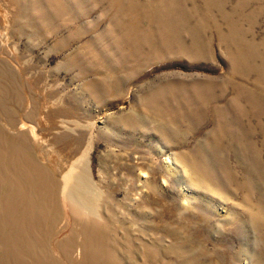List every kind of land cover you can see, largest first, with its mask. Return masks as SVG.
Masks as SVG:
<instances>
[{
    "label": "rangeland",
    "instance_id": "374dc122",
    "mask_svg": "<svg viewBox=\"0 0 264 264\" xmlns=\"http://www.w3.org/2000/svg\"><path fill=\"white\" fill-rule=\"evenodd\" d=\"M0 116L60 180L49 260H85L64 175L86 264H264V0H0ZM0 185V264L29 262Z\"/></svg>",
    "mask_w": 264,
    "mask_h": 264
},
{
    "label": "bare ground",
    "instance_id": "6f19581e",
    "mask_svg": "<svg viewBox=\"0 0 264 264\" xmlns=\"http://www.w3.org/2000/svg\"><path fill=\"white\" fill-rule=\"evenodd\" d=\"M6 119L7 121L5 124L7 126L16 127L17 121L11 112ZM39 149L41 150L42 148ZM32 150L36 151V146L31 143L25 132H23L21 136L14 135L7 131L3 124H0V183L3 182L7 187L5 194H8L3 197L1 202L4 203L7 210V214L5 215L8 216V220L12 221L14 219V209H17V213L20 217L19 221L23 228V232L18 233L25 238V249L32 255L31 261L28 262L21 259L18 264H62L60 261L55 262V260H49V258L46 257V253L49 251L50 254L49 249L52 250V248H48L49 245L47 242L48 247L46 244L44 245V239L48 237L49 234H55L54 227L61 221V210L57 205L60 199L58 194L61 185L60 180H58L57 177L55 179L51 178L50 172H48L46 167L40 164L36 155L28 154V160L26 159L24 153L32 152ZM48 177L51 178V181H48ZM62 178L67 184H70V187H68L64 195L65 199L68 201L70 210V214L67 218L74 224L75 229L73 230V235L76 234V236L72 237L64 253V257L65 259H74V254L78 251V256L85 259L82 264H86V261H88L86 258L89 253L86 244L84 245V233L82 229L84 228V214L87 210L86 198L82 200L80 194L84 192L81 188V190L77 189V187L69 182V179L64 175ZM50 188L51 195L49 193ZM43 202L47 207L50 206L52 208V206H54L55 208L54 211L52 209V216L50 215V218L48 217L51 222L49 233L40 228V222L47 212L44 209L45 205ZM1 206L3 207L2 204ZM91 211L94 212L93 210ZM27 225H30V227L26 233L25 226ZM0 227L2 226L0 225ZM6 233H10L8 227H6ZM34 242H38L36 248L28 246V244ZM6 254H8V257L16 254L15 249L11 245V241L6 243ZM99 262L100 264H110L108 257L99 260Z\"/></svg>",
    "mask_w": 264,
    "mask_h": 264
}]
</instances>
